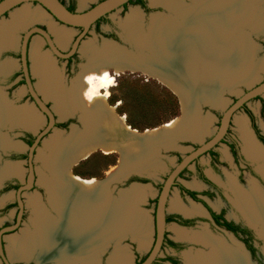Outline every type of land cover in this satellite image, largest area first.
Returning a JSON list of instances; mask_svg holds the SVG:
<instances>
[{
	"label": "bare ground",
	"instance_id": "bare-ground-1",
	"mask_svg": "<svg viewBox=\"0 0 264 264\" xmlns=\"http://www.w3.org/2000/svg\"><path fill=\"white\" fill-rule=\"evenodd\" d=\"M194 1L195 5L191 7L179 0H152L153 3L165 4L183 19V22L180 23L177 19L162 17L161 14L156 13L152 16L154 24L152 34H150L152 36L142 32V11L132 10L123 23L124 27L128 35L138 45L154 50L155 58L148 59L141 54L142 56L138 55L136 59L134 58L137 57L136 55L130 56L124 49L105 42L100 52L94 48L100 53V57H90V67L82 75L80 85L74 86L72 89H68L63 82L50 54H44L41 51L42 40L36 38L31 42V68L33 73L40 78L39 89L44 91L46 97L54 99L58 104L60 107L58 111L62 118L66 117V114H73V110L82 107L89 111L86 121L95 123L100 129L96 130V136L92 138L78 135L72 137L69 142H64L60 136L56 135L47 141L48 146L54 148L53 152L57 148V152L60 153L52 165L48 164L47 167L49 166L48 168L52 172L69 177L91 196L74 195V189H69V182L63 183L62 188L61 183L56 180L58 179L56 175H53L50 178L51 184L46 187L53 196L54 207L59 212L63 210L62 217L56 221L44 211L42 205H37L36 229L33 232L27 231L20 238L16 236L13 238L18 255L30 257L38 249L41 250L40 263H89L99 258L97 252L105 250L108 237L113 238L110 233L112 228L121 232L134 231L127 225L131 218L134 220V217L138 216H133L129 212V207L125 211L123 208L126 206L134 208V203H137L142 199L140 197L146 194V190H139V188L149 185L136 184L122 194L121 201H115L106 189L104 178L81 176L74 172L73 167L102 150L106 154L120 153L121 156V165L110 170L105 178H114L120 175L124 169L147 170L154 165L151 163V158L155 151H159L157 147L162 141L167 143L163 144L165 147L170 148L175 145L173 143L174 136L191 138V136L199 135L201 131L196 126L197 119L192 114V106L194 101L196 102L192 95L197 94L199 98L203 97L205 101L213 105L221 103V96L217 95V89L221 90L222 84H226L228 80L232 81L227 77L229 74L227 70L242 72V67L234 64L235 56L241 53L237 50L240 42L246 44L249 38L246 40L232 28L236 23L252 18L253 11L248 5H251L253 0ZM259 1L263 0H254V2ZM247 2L249 3L247 4ZM49 15L50 13L42 6L32 8L30 4H27L16 9L9 21H3L0 24V48L15 46L17 40L14 32L18 28L21 29L26 24L35 21L47 22ZM245 21L248 23L247 20ZM261 21L264 22V15ZM49 23L51 31L58 37L60 43L65 44L70 38L72 30L60 27L55 22ZM253 28L264 31V24L262 23V26L259 27L253 26ZM93 47L94 45L90 43L83 50L88 53ZM8 65L9 70L15 66L13 62H9ZM0 68L2 70V67ZM127 70H143L167 85L180 97L182 115L164 123L161 127L148 128L143 131L133 127L125 115L118 113L119 104L111 105L109 103L111 89L117 83V76ZM101 106H103V111ZM22 107L14 109L6 104L4 93L0 89V125L11 120L36 128L39 121L32 111V106L25 110ZM190 117L195 120L192 119V123L187 124ZM239 119L237 121L243 133L248 154L254 158H264V149L255 141L247 128L246 121ZM157 133L158 136L155 137ZM2 134L4 135V133ZM2 134L0 133V139H5L6 144L8 139ZM143 135H150V137L142 141L139 137ZM13 144L20 146V143L14 142ZM19 165H12L7 170L9 172L18 171ZM260 168L264 172V165ZM230 182L243 209L255 220H258L264 231V191L258 188L256 183H253L252 190L244 191L237 187L233 181ZM51 196L50 199H52ZM135 198L139 199L134 201ZM71 199H73L71 203L66 202ZM64 202L70 207L76 205L74 209L70 207L64 209L60 207ZM176 206L174 201V207ZM70 216L71 218H69ZM176 228L174 231L177 237L188 238L190 236L187 235L186 230L182 231L183 229ZM100 233L101 235H99ZM199 235L204 243L212 246L213 250L207 254L188 253L187 264H255L246 251L247 256L241 251L231 249L216 238L213 240L210 233L201 232ZM105 236L107 240L103 238ZM99 238L104 242L99 241ZM42 240L43 243H41ZM240 246L242 247V244ZM118 249L111 259V264H115L116 258L118 262L122 263L125 260L123 256H118Z\"/></svg>",
	"mask_w": 264,
	"mask_h": 264
},
{
	"label": "rangeland",
	"instance_id": "rangeland-1",
	"mask_svg": "<svg viewBox=\"0 0 264 264\" xmlns=\"http://www.w3.org/2000/svg\"><path fill=\"white\" fill-rule=\"evenodd\" d=\"M99 0H79L78 2V10H84L88 8L93 3L98 2ZM172 1V0H169ZM176 1V0H173ZM182 1L184 4L193 7L195 5L194 0H179ZM148 9H143L140 5L136 4L135 2L130 3L126 7H122L114 12H112L107 19L101 21L97 26H93L90 29V32L88 35L83 39V41L80 44V54L83 58H81V61L79 62L78 66H73L71 69H68L66 66L67 61L57 57L55 54H53L50 50V48L41 41V51L45 53H49L50 57L52 58L63 82L68 85V87H74L79 86L82 75L84 72L90 67V59L88 61L87 56H83L82 54L84 52V47L88 44L94 45L93 49L88 52L89 57L97 56L96 58L100 57V50H102L106 39L105 33H117L120 36V42H117L121 45V47H125L130 51L136 52L139 56L145 55L148 59H154L155 55L154 50H149L146 48V50L141 49L139 46L135 45L133 42L134 40L128 35L126 28L124 27V22L127 18V15L131 13L132 10L142 11V17H141V28L142 32L146 35L152 34L153 31V21L152 16L156 13H161L162 17H168V18H174L177 19L178 22L182 23L183 19L179 17L173 10H171L168 6H166L163 3H153L152 0H146ZM249 2H247L248 4ZM32 8H38L40 7L39 4L32 3L30 4ZM249 8L253 11L252 12V18L245 19L248 21V23L243 20L234 26L232 30L236 31L238 35L243 36L248 40L246 44L244 42H240L239 47H237V50L241 53L235 56V63L236 65H240L242 67V72L240 73L239 70L236 72L227 70L229 73L227 77H229L232 81L228 80V82L225 84H222L221 90L220 88L217 89V95L221 96V103H217L215 105L216 108H211L208 106H203V112L198 113L199 105H198V98L199 95L194 94L192 95L195 97L196 102L194 101V105L192 106V114H194L197 121H195L196 126L198 129H200V133L198 136L193 137L189 142L180 141L178 139H173V145L169 149H160L159 151L154 152L153 157L151 158V163L154 165L152 168H150L148 171H146L145 176L148 177V180L150 182H145L143 184H146V186H142L139 188V190H146V194L142 195L138 203L135 205V207H132L131 212L133 213L134 220L129 221V228L133 229L131 230H125L124 232H119L118 237L114 238H108L109 240V247H107V251L105 253L108 254V257L106 256L107 264H111V256L114 253V251L119 247L118 256H123V259H125L122 262H118L117 258L115 259V264H135L137 257H142L147 254V252L150 250L152 243L154 241V210H155V204L157 196L160 192V187L164 180L166 179L169 172L172 170V168L177 164V159L179 156H185L187 155L194 147V145H199L205 141H207L219 128L220 119L224 112V110L231 105L233 100L243 94L246 90L249 88L257 85L264 79V31L254 29V27L262 26L263 21V15H264V0L262 2H254L251 1V5H248ZM21 8V7H19ZM18 9V8H17ZM16 10V9H15ZM14 10V11H15ZM13 11V12H14ZM7 14L6 16L0 18V24L3 21H9L12 17V13ZM248 17V16H245ZM261 19V20H260ZM49 22H55L56 25L66 28L68 30H72L70 39H68L65 44H61L58 37L51 31L50 23ZM42 25L44 27H48L49 30L54 34V40L57 42V45L59 48L63 51L68 50L71 47V44L76 37V35L80 32L79 28L75 27H68L63 24L58 23L53 16L50 14L48 16L47 22H41V21H35L32 23H28L25 25V27H22L21 29L18 28L15 32V38L18 42V46H20V42L22 40V37L24 33L30 29L33 26ZM152 29V30H151ZM152 36V35H150ZM39 35H34L33 40L39 38ZM130 38V39H129ZM32 40V41H33ZM110 41L112 39L109 38ZM16 42V43H17ZM110 43V42H108ZM114 46H116L113 43H110ZM10 46H4L0 48V55L3 53L2 51L5 50V52L0 56V67H2V70L0 72H9L11 70H15L16 67H20V55L19 53L14 55L13 57L10 56V48L13 49V47ZM121 47H118L121 49ZM96 48V49H94ZM19 49V48H18ZM123 49V48H122ZM8 51V52H7ZM96 51V52H95ZM124 51H126L124 49ZM19 52V50H18ZM128 53V52H127ZM94 54V55H93ZM142 54V55H141ZM130 55V54H129ZM134 57V58H138ZM131 56V55H130ZM9 62H13L12 69L9 70ZM6 64V67H5ZM1 69V68H0ZM19 69V68H17ZM15 75V74H14ZM8 77L0 74V87L3 89V92L7 95L9 91V97H7L10 101H13V105L16 106V108H24L25 109H32L33 113L37 116L36 119L39 121L38 126L30 127L25 124L19 123L17 121L11 122H5L2 123L0 130L4 134H8L13 143L17 140H21L24 143L27 144L25 138L26 133L30 132L33 135L34 133H37L38 131H41L47 124V118L40 112L38 109L33 105L34 101L30 98H28V89L26 87V84L24 81H20L17 85L13 86V83L15 79L21 78L22 75L19 77H16L13 82L8 81ZM15 77V76H14ZM233 77V78H232ZM34 83L37 84V87L39 88V82L40 78L35 75L34 77ZM17 83V82H16ZM186 85V84H185ZM219 86V87H220ZM188 87V85H187ZM40 90V89H39ZM219 92V93H218ZM199 93V92H196ZM222 94V95H221ZM40 95L46 100L48 105H50L55 111L57 109V119L58 123H62L63 119L60 115L59 111L60 107L58 104L54 101V99L50 97H46L44 91L40 90ZM216 95V94H215ZM181 101L179 100L178 94H176L173 90H171L167 85H165L163 82L158 80L157 78L143 72V70H127L123 73H121L119 76H117V83L116 85L111 89V97L109 99V103L111 105H117L118 106V113L120 115H125L127 117L128 122L137 129L143 131L148 128H156L161 127L164 123L179 117L182 115L181 112ZM84 106V105H82ZM81 107V106H80ZM248 107L254 111L256 115V122L259 126L260 130L264 132V96L262 99H256L252 100L248 103ZM82 108V107H81ZM79 108V109H81ZM84 109V108H82ZM102 111L103 106H101ZM100 109V111H101ZM77 109L73 110L76 111ZM77 114H79V117L81 116V111L78 110ZM82 120L85 123L84 127L81 124H76L79 128H72V134L70 128L64 130L60 125H57L55 129L50 132L49 135L45 136L43 142L39 145L38 151H37V157L35 166L37 169V179H38V185L35 186L34 190L28 192L25 195V201L27 202L24 219L21 225V228L15 231L14 233L8 234L5 241V246L7 248L8 254L11 258H13L14 264H52L50 262H41L40 263V251L36 249L33 256H21L16 253V248L14 247V237H22L24 233L27 231L33 232L36 229V219H37V205H42L46 210H49L50 213L56 217V221L61 219V216L59 214H56L49 206L50 204L54 207V201L53 196H51L52 199H50L49 194L47 193V187L46 185H50V178L52 176V173L50 171V168L47 167L48 164L52 165L54 159L59 156L60 153L57 152V148L54 151V148L49 147L47 144V141L52 139L53 136H60L64 142H69L72 137L75 136H85L87 137H94L96 136V132L100 129L95 123L87 122L86 118L89 117V111L84 109L82 112ZM68 115V114H66ZM65 115V116H66ZM244 119L246 121V125L248 130H252V125L247 120V116L244 110H240L237 112L233 118V122L230 127V131L227 135V142H235V143H241V138L244 143V137L243 133L240 130V126L238 124L237 120ZM192 117H190L189 120H187V124L192 123ZM195 120V119H193ZM205 126V127H204ZM97 130V131H96ZM251 133V132H250ZM188 135V134H187ZM167 136V135H166ZM175 138L177 136H174ZM173 137V138H174ZM176 142V143H175ZM11 144L8 148H5L3 152L12 154V153H24L26 154L27 149L22 148ZM160 144H167L166 142L163 143V141ZM52 148V149H51ZM226 144L223 143L219 145L218 150L224 151L226 149ZM244 148V147H243ZM21 151V152H20ZM221 151V153H222ZM223 154V153H222ZM121 156L120 153H111L106 154L102 150H99L95 154H93L89 159L84 160L83 162L78 163L73 167L74 172H77L79 175L88 177V178H98L103 179L107 176L108 172L110 170L115 169L114 167H117L121 165ZM204 160H207V156L203 157ZM260 159V158H259ZM261 159H264L263 157ZM260 159V160H261ZM21 166L19 167L18 171L11 172V176H9L4 182L5 184L9 181L16 182H22L27 173V163L25 161L27 159H12V163L14 165H17L19 161H22ZM264 163L263 161H260L257 166H261ZM4 165V163H1V167ZM206 171H211L210 167L207 165L205 168ZM236 171H239L236 169L235 164L232 165L231 171H229V174H235ZM76 173V174H77ZM44 177V178H43ZM48 179V181H47ZM228 180L233 181V177L231 175H228ZM7 181V182H6ZM250 181V180H249ZM253 181V180H252ZM252 181H250V190L254 187ZM48 182V183H47ZM189 183H196L195 177L191 180L187 181ZM254 182V181H253ZM4 184V183H3ZM195 185V184H194ZM122 187V186H121ZM120 188V187H117ZM259 188V187H258ZM116 189L114 191V194L117 193ZM245 191V190H244ZM131 194V193H130ZM129 194V195H130ZM178 188H173L169 203H168V210L173 211L174 207V201L178 197ZM5 197V198H4ZM132 197V196H131ZM3 199H6V201L2 202ZM139 198H135L137 200ZM2 200V201H1ZM52 200V201H51ZM15 203V195H14V189L10 191H1L0 192V228L2 226H6L9 224H12L15 221L16 216V210L17 207H12L8 209L7 211H4L3 208L7 204H14ZM216 203V202H215ZM76 204L73 205V207H70L74 209ZM61 207V206H60ZM68 207V208H69ZM55 208V207H54ZM59 208V207H58ZM56 209V208H55ZM63 210L60 211L62 214ZM51 215V216H52ZM140 215V216H139ZM132 216V217H133ZM53 218V217H52ZM139 218V221H137ZM136 219V220H135ZM174 225L172 223L167 225L169 235L171 237H175L174 233ZM197 230H200V228H196ZM196 230V231H197ZM262 226L259 227L258 231L264 233L262 231ZM101 231V229H100ZM212 232L215 234L216 239L224 242L227 244L231 249L238 250L243 252L245 255V249L240 247V244L234 241L233 245L232 243H228L224 237V233L218 230H212ZM101 235V233L99 234ZM91 236V235H90ZM219 236V237H218ZM100 237V236H99ZM223 237V238H221ZM107 240V237H103ZM227 238V237H225ZM94 239H96L94 237ZM100 239V238H99ZM100 239L99 241H101ZM101 242H104L103 240ZM43 243V240L42 242ZM91 243V242H90ZM204 243V242H203ZM120 245V246H119ZM204 246H201L200 244H192L190 245V249L193 248L194 252L189 251V248L184 250L183 253L179 254V258L181 263L187 264V254H197L198 251H202L203 253H210L212 252V246L204 243L202 244ZM11 250V251H10ZM89 250V249H87ZM86 250V251H87ZM84 251V253H86ZM167 251L164 250L161 255L165 256L167 254ZM83 252V251H81ZM260 252L262 259L260 262L254 260L256 264H264V237L262 238V243L260 245ZM186 253V254H184ZM74 254V252H73ZM87 256V253H86ZM247 256V255H246ZM42 260V258H41ZM43 261V260H42ZM252 261V260H251ZM253 262V261H252ZM100 263V262H98ZM1 264V263H0ZM156 264H161V262H156Z\"/></svg>",
	"mask_w": 264,
	"mask_h": 264
},
{
	"label": "flooded vegetation",
	"instance_id": "flooded-vegetation-1",
	"mask_svg": "<svg viewBox=\"0 0 264 264\" xmlns=\"http://www.w3.org/2000/svg\"><path fill=\"white\" fill-rule=\"evenodd\" d=\"M61 1L70 10H74V11L78 10L79 0H61ZM100 1L101 0H99L98 2H100ZM136 1H138V0H131L128 4H125L124 7H126L127 5H129L132 2L136 3ZM98 2H96V3H98ZM34 3L38 4L37 2H34ZM96 3H93L92 5H90L88 8H86L84 10L91 8ZM136 4L140 5L143 9H146V10L148 9V5H147L146 0H145V5H143L141 3H136ZM107 18H108V16L103 17V18H101L102 19L101 21H103ZM56 21L60 24H63V23L59 22L58 20H56ZM97 22L95 24L96 26L100 23V22L99 23H97ZM37 26L42 27L46 30H49L48 27H44L42 25H37ZM65 26H67V25H65ZM79 29L81 32V28H79ZM79 33L76 35V37L79 35ZM34 35H38V34H34ZM34 35L31 36L30 42H32ZM105 35H106L107 39L110 38L116 42L121 41L120 40L121 38L117 33L115 34V33L111 32V33H105ZM41 37L42 36H40L39 38L42 39L43 42H45V44L50 48L46 39H44L43 37L41 38ZM52 37L54 39V35H52ZM76 37L74 38V40L76 39ZM23 38H24V35L22 37V40H23ZM22 40L19 44L20 46L22 44ZM30 42H29V47L31 46ZM72 44H73V42H72ZM72 44H71V47H72ZM20 46H18V42H17L15 46H10V47H13V49L9 47L10 51L9 52L7 51V52L10 53L11 57H13L14 55L19 53L20 64H21V47ZM71 47L66 51H63V50L62 51L68 52L71 50ZM18 50H19V52H18ZM50 50H51V48H50ZM2 52L4 53L5 50ZM3 53H1V55ZM80 53L81 52H80V46H79L78 50L70 58H68V59L62 58V59L67 61L66 66L68 69H71L73 66L79 65L81 58H83ZM30 64H31V61L29 60V65ZM17 68H19V69H17ZM15 70H20V71L19 72L16 71V73H15L14 70H11L6 75H4V77L10 76V77H8V81L10 80L12 83L16 77H18V76L20 77L22 75L21 78L15 79L12 87L17 85L21 80L24 81V83L26 84L22 67L21 66L20 67L15 66ZM33 79H34V77H33ZM33 82H34V80H33ZM260 83H258V84H260ZM66 86L68 87L67 84H66ZM72 88L73 87H68V89H72ZM263 96H264V94L254 98L252 100L262 99ZM7 97H9V91H8ZM28 98L33 100V98L31 97L29 92H28ZM237 98H235L233 100V102H235L237 100ZM252 100H250V101H252ZM249 102L244 104L240 110L245 111L246 116H247V120L252 125V130H249V131L251 132L255 141L264 149V132L261 131L259 126L257 125L256 115H255L254 111L248 107ZM78 110L81 111L80 117H79V114H77V112H76ZM240 110H238L237 112H239ZM76 111L73 112V113H75L73 116L68 115L67 117H63L64 119H63L62 123H58V121H57L56 126L60 125L62 128H64V130L70 128V130L72 131V126H74L76 124H81L80 118L83 115L82 114V112H83L82 108L77 109ZM235 114H234V116H235ZM234 116L232 117L230 127H231V124L233 122ZM56 118H57V116H56ZM81 120H82V118H81ZM82 122H83V120H82ZM230 127L228 128L226 135L223 137V139L216 146H214L212 149H210L209 151L205 152L204 154H202L198 158H196L188 167H186L180 173V175L176 179V182L173 185L172 190H173V188H178V195L179 196L175 200L177 206L173 207L174 208L173 211H169L168 210L169 200H168L166 223H167V225L172 223V225H174L173 229H175L177 227L176 229H178V228H179V230L183 229L182 231L186 230L185 232L187 233V235H190V236L188 238H179V237H177V235L174 231L175 237H171L169 235L168 228L166 225V234H165L164 242L162 245V249H161L159 256L156 258V260L154 261L153 264H156V262H161V264H183V263H181L180 258L178 257L179 254L183 253V251L188 249V248H189V251L194 252L193 248L190 249V247H191L190 245H192V244H200L201 246H204V245H202V244H204L203 241L199 237L200 236L199 234L201 232L210 233L213 236L212 239L214 240L217 235L214 236L215 234L212 232V230H216V231L218 230L219 232L222 231L224 233L225 237H227V238L224 237V239L229 244L232 243L233 245H236V244H234L233 240L237 241L239 244H242V248L245 249V251L248 253L250 259L253 262H254V260L260 262V260L262 259V256L260 255L261 254L260 245L262 243V238H263L262 235H264V233L258 231L261 224H259L258 220H255L252 216L247 214V212L243 209L242 205L239 203V199L237 197L236 192L232 188L231 182H229V180H228V175H231L233 177V183L237 187H239L245 191L250 190L249 186H250V181H252V180L254 181L252 183H254V184L256 183L255 185H258L257 187H259L261 190L264 191V174H263L264 172L261 170L260 166H257L258 163L260 161H263L264 159L260 158L261 159L260 160L259 158L251 157L248 154V152L246 150L245 139H244V143H243L242 138H241V143H235V142L229 143V142H227L226 137L230 131ZM27 133H30V132H27ZM27 133H26V135H27ZM25 140H26V138H25ZM186 142H189V141H185V143ZM223 143L226 144L227 148L224 149V151L221 150L223 153L222 154L221 151L218 150L217 148H219V145H221ZM198 146H200V144L194 145L192 150L196 149ZM18 154H24V153H12V154H9L8 156H5V157L13 159V156L18 155ZM206 156H207V160H204L203 157H206ZM183 157L184 156H179L177 159V163H179L183 159ZM25 159H27V158H25ZM233 164H235L236 169H238L239 171H236L235 174H229V171H231ZM207 165L210 167L211 171L205 170ZM263 165L264 164H262L261 166H263ZM194 177H195L196 183L187 182ZM141 179H147L146 182H150V180H148V177H146L145 175L140 176L137 174H133L129 177L128 180L123 182V185L127 186L131 182H134V181L145 183ZM16 183L14 181H9L8 183L5 184V187L1 191L5 192L6 191L5 189H6V187L9 186V184H16ZM163 183L160 187V192H161ZM20 185H21V183H20ZM10 190H12V189H10ZM10 190H7V191H10ZM14 190H16V189H14ZM160 192H159V194H160ZM159 194H158V196H159ZM158 196H157L156 204H155V210H154L155 214H156ZM16 204H17V202H16ZM8 205H10V204H7L3 208L4 211L6 210ZM15 207H18V206H15ZM154 227H155V216H154ZM196 228H200L201 231L197 230ZM154 235L156 237L155 230H154ZM155 237H154V241H155ZM221 238H223V237H221ZM154 241L152 243V246L154 244ZM109 245H107V247H109ZM152 246L146 255H144L142 257H137L135 264H140L141 262H143L146 259V257L149 255V253L152 249ZM164 250H169L170 252L167 251V254L165 256H162L161 253ZM108 251H107V253H108ZM107 253H104L102 256L101 262L96 263V264H107V260H106L107 259L106 256L108 257ZM199 253L202 254L203 252L200 250L197 252V254H199ZM184 254H186V253H184ZM12 264H14V263H12Z\"/></svg>",
	"mask_w": 264,
	"mask_h": 264
},
{
	"label": "water",
	"instance_id": "water-1",
	"mask_svg": "<svg viewBox=\"0 0 264 264\" xmlns=\"http://www.w3.org/2000/svg\"><path fill=\"white\" fill-rule=\"evenodd\" d=\"M131 0H101L100 2L96 3L94 6L87 10H77V11H72L70 10L61 0H0V18L6 16V14H10L13 12L15 9L19 7H23L27 4H32L34 2H37L40 6H42L44 9H46L56 20L59 22L63 23L64 25H67L69 27H76V28H81V32L79 35L76 37V39L73 41L71 50L68 52H63L59 46L57 45V42L53 39L52 32L50 30H46L42 27L39 26H34L28 29L25 34L24 38L22 40L21 44V64L20 66L22 67L24 77H25V82H26V87L28 89V92L30 93L31 97L33 98L34 101V106L40 111L46 118H47V124L46 126L41 130L38 131L35 134V139L31 145H28L24 143L21 140L15 141V143L19 144V147H24L27 149V160L25 163H27V173L25 179L21 182V185L18 187V189L14 190V195H15V201L17 202V210H16V216H15V221L12 224L2 226L0 228V263L1 264H12L13 263V258H11L8 254L7 248L5 246V241H6V236L8 234L14 233L18 229L21 228L23 219H24V214L27 206V202L25 201V195L34 190L35 186L38 185V179H37V169L35 166L36 162V157H37V151L39 148V145L43 142L45 136L49 135L50 132H52L55 127L58 119L56 118V111L48 105L46 100L40 95V90L37 87V84L33 82V77H35V74L32 71L31 64L29 65V60H30V47H29V42L30 38L34 34H38L42 36L44 39H46L47 43L49 44L51 48V52L55 54L56 56L60 58H65L68 59L70 58L79 48L83 38L90 32V29L96 24L98 20H100L103 17L109 16L112 12L124 7L125 4H128ZM161 14V13H159ZM162 15V14H161ZM130 39V38H129ZM107 42L115 44L117 47H121L119 43L116 41L112 40L110 41L109 39H106ZM135 42V41H133ZM31 43V42H30ZM135 45L139 46L141 49L146 50L145 48L141 47L138 45V43H134ZM31 45V44H30ZM125 49L130 55H138L134 51H130L125 47H121ZM83 56H87V59L89 61L90 57L88 53H83ZM2 75H6V73L0 72ZM0 89H2L0 87ZM3 91V89H2ZM4 93V92H3ZM264 94V80L251 88H249L245 93H243L241 96L237 98L235 102H233L228 108H226L221 116L220 120V125L217 131L213 134V136L200 144L196 149L192 150L190 153L185 155L183 159L177 163L172 170L169 172L166 180L163 183L161 192L158 196V201H157V207H156V214H155V241L152 246V249L149 253V255L146 257V259L141 262L140 264H153L156 258L159 256L162 245L164 242L165 234H166V215H167V203L170 198V194L172 191V187L176 182V179L180 175V173L188 167L196 158H198L200 155L204 154L205 152L209 151L212 149L214 146H216L226 135L228 128L230 127V123L232 120V117L234 114L240 110L244 104L249 102L250 100L261 96ZM222 95V94H221ZM4 98L6 100V104L10 105L12 108H16V106L13 105V101H10L7 98V95L4 93ZM179 100L181 101L180 97ZM198 113H202L203 106H210L211 108H216L215 105L205 101V99L198 98ZM181 103V102H180ZM203 105V106H202ZM77 112V111H76ZM181 112H182V106H181ZM69 114V115H74ZM68 116V115H67ZM66 116V117H67ZM11 121V120H9ZM80 121L82 125L84 126V123L82 122L81 118ZM8 122V121H6ZM14 122V121H11ZM23 124V123H22ZM1 126V125H0ZM76 128L77 126L74 125L72 128ZM85 127V126H84ZM79 128V126L77 127ZM81 129V128H79ZM0 133L2 134L1 130ZM72 134V131H71ZM3 135V134H2ZM3 136H6L8 139V142L5 144V139H0V165L3 162L4 165L1 167L0 166V191L5 187V180L13 175L11 172H9L7 169L8 167H11L14 165L11 161L12 159L6 158L5 156H8L10 154L3 152L5 148H8L12 143V139L8 134H4ZM158 136V133L155 135V137ZM1 137V136H0ZM150 135H143L142 137H139L142 141L146 140L149 138ZM173 139H178L180 141H189L192 139L189 137H181L177 136L176 138L174 137ZM11 143V144H10ZM176 143V142H175ZM158 150L164 148V149H169V147H165L163 144H158ZM21 152V151H20ZM156 152V151H155ZM22 161H19L21 166ZM49 167V166H48ZM150 168L149 167L147 170L143 169H129L125 170L118 176L114 178H104V182L106 183V189L109 192L110 196L112 199L115 201H121L123 197V193L128 191V189H131L134 185L136 184H143L142 182H131L129 185L125 186L123 185V182L129 179V177L133 174H137L140 176H144L146 171H148ZM52 176L56 175L58 179H56L60 184V186L64 184H67V182L70 183L69 189H74V195H84V196H91L89 193L78 187L77 183H74L69 177H66L63 174H59L56 172H52L50 169ZM7 182V181H6ZM4 183V184H3ZM64 183V184H63ZM122 186V187H121ZM120 187V188H117ZM117 190V193L114 194V191ZM47 193L49 196H51V192L47 188ZM71 193V192H70ZM93 193V192H91ZM5 198V197H4ZM73 199L67 200V203H71ZM2 201V200H1ZM6 201V199H3L2 202ZM66 202L61 206V208L67 209L70 205H68ZM124 203V202H123ZM138 203V202H137ZM137 203H134L136 205ZM125 204V203H124ZM6 206V205H5ZM4 206V207H5ZM50 208L56 213L59 214L61 217V213L55 209L49 202ZM73 206V205H72ZM43 207V206H42ZM129 207V212H131V206H126L123 208L128 210ZM44 208V207H43ZM44 211H46L49 215H52L49 210H46L44 208ZM132 213V212H131ZM121 214L124 215L123 212ZM133 214V213H132ZM132 216V215H129ZM53 218L57 219L52 215ZM71 218V216L69 217ZM106 231V230H105ZM107 232V231H106ZM120 231L114 230L112 228L111 230V235L114 237H118V234ZM109 233V232H107ZM264 237V235H262ZM111 238L112 237H108ZM109 243V241H108ZM108 245V244H107ZM120 246V245H119ZM118 249V247H117ZM117 249L114 251V253L111 256L112 257L115 255ZM107 251V246H105V250L99 251L98 253V259L92 260L89 263H83L79 262L78 264H96L98 262H101L103 254ZM256 264V262H254Z\"/></svg>",
	"mask_w": 264,
	"mask_h": 264
},
{
	"label": "trees",
	"instance_id": "trees-1",
	"mask_svg": "<svg viewBox=\"0 0 264 264\" xmlns=\"http://www.w3.org/2000/svg\"><path fill=\"white\" fill-rule=\"evenodd\" d=\"M136 3H141V4L145 5V0H138V1H136ZM72 11H74V10H72ZM101 20L102 19H100L97 23H99ZM34 139H35L34 135H32L31 133H27L26 142L29 145H31L33 143ZM22 158H27V154H18V155L13 156V159H22ZM75 173H77V172H75ZM141 180L144 181V182L147 181V179H141ZM19 185H20L19 182H17L16 184H9V186L6 187L5 190L7 191V190H10V189H17L19 187ZM15 206H17L16 202L14 204L8 205L5 211H7L8 209H10L12 207H15Z\"/></svg>",
	"mask_w": 264,
	"mask_h": 264
},
{
	"label": "snow or ice",
	"instance_id": "snow-or-ice-1",
	"mask_svg": "<svg viewBox=\"0 0 264 264\" xmlns=\"http://www.w3.org/2000/svg\"><path fill=\"white\" fill-rule=\"evenodd\" d=\"M109 83H111V81H108Z\"/></svg>",
	"mask_w": 264,
	"mask_h": 264
}]
</instances>
